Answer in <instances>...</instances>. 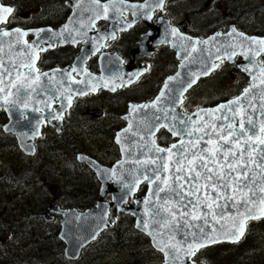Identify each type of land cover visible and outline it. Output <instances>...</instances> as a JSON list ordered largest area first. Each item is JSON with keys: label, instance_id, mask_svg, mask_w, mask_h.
Returning <instances> with one entry per match:
<instances>
[{"label": "flooded vegetation", "instance_id": "af4514ba", "mask_svg": "<svg viewBox=\"0 0 264 264\" xmlns=\"http://www.w3.org/2000/svg\"><path fill=\"white\" fill-rule=\"evenodd\" d=\"M76 2L95 5L91 0H2L3 4L12 6L14 12L9 18L10 24L1 27L20 28L23 31H28L29 35L24 39L29 44L39 45V48L42 49L49 48L39 54L36 64V68L41 74L48 73L47 77L42 75L45 78H54L55 73H63V75L71 73L74 81L84 80L85 77L95 79L101 76L102 58H114L115 56L124 69L125 77L136 79L127 85L124 82L123 87L118 86L115 92L97 89V91H90L86 95H75L63 119H52V116L59 115L61 109L67 108L68 100L59 95L62 92L51 91L52 97L49 98L46 111L38 108L31 111L29 116H22L23 120L30 123L27 130L37 129V125L42 124V128L40 127L41 137L39 138L34 137L33 132L27 131V135L34 139V141H29L30 144L35 145L34 156H28L22 151L18 139L14 135L6 133L5 129L10 119H8L6 111H0V156L10 153L15 155L19 162L16 169L12 167L5 169L2 161L6 159L1 160L0 158L1 247V243L18 242L20 244L22 242L27 249H36L37 246L33 242L35 240L47 237H53V241L58 240V229L62 217L55 214L56 205L63 209L79 210L93 207L90 204L81 207L80 204L70 203L68 200L70 196L61 194L57 190L62 187L54 188L52 184L49 185L48 179H41L39 185L49 189L47 196H50L46 200L42 195L43 191H38L39 185L32 187L29 180L41 177L44 171L51 179L55 174L71 178V175L77 177L84 173L87 177L92 178L91 185H95L99 191L101 183L98 176L87 165L79 162L77 157L85 154L108 167L120 159V150L114 140L116 134L127 127L125 116L129 114L133 106L152 103L160 94L166 81L174 77L179 69L181 61L178 60V53L172 45L166 44L163 40L166 37L174 36L172 29H176L178 35L180 32L186 37L206 39L215 31L229 32L230 27L234 26L232 24L236 23L239 30L251 38H264V25L256 13L253 15L254 20L244 19L248 15H245L242 10L233 13L236 20H231L230 13L223 10H213L214 15L202 10L181 13V4L186 0H165L162 8L158 7V4L152 8L151 18L146 20L137 16L136 7H134L137 6L138 9V5L145 3L146 0H124L122 4L116 0L115 8L119 10L114 11L110 4L111 11L108 12L107 19L94 17L85 20L83 27L76 28V30L74 28L63 30L65 38L55 39L57 36H63L58 35L59 29L68 25ZM251 2L252 0H248V3ZM100 3H109V0H100ZM80 30L83 31L79 33ZM36 33H39V36ZM112 36H115V39ZM166 41L170 42L169 39ZM86 53L88 58L80 60L79 58ZM240 63H246V61L239 56H236L233 61L221 60L218 70L209 77L225 78L229 76V79L233 80L232 87L225 84L224 91L221 89L222 95L218 102H213V98H211L209 102L200 106L190 107L187 105L192 93L201 89L202 85L209 81L208 78H201L198 85L190 91L184 109L191 114L198 108L214 107L239 97L252 81L251 75L239 67ZM258 63L260 67H264V54L258 57ZM76 66L81 67L80 69L84 72L83 78L81 70L79 72L78 70L72 71V69H76ZM23 72H27V69ZM219 92L217 91L215 97L219 95ZM34 133L36 134V132ZM72 140L77 145L73 146L75 149L68 150L69 142ZM178 141V138H173L165 131H161L157 136V142L161 147H169ZM104 143L107 144V147L101 146ZM81 145L86 149L81 148ZM99 145L100 150L95 149ZM64 147L67 148L64 149ZM69 158L72 159V162ZM73 158L75 164H73ZM41 159H43L42 163L38 165L37 163ZM31 165L34 171L30 172L31 176H28L25 183L20 177L25 167ZM36 171L38 172L36 173ZM9 174L15 176L8 179L6 175ZM71 185L72 182L69 181L67 189H70ZM32 194H37V198H40L42 204L35 211L31 206L30 196ZM60 194L59 200L57 197L53 199L52 195ZM139 194H144V191L142 190ZM5 196L10 197L8 201ZM37 198L34 197L33 200L39 201ZM103 201L106 203L112 201L110 192L105 195ZM111 208L113 213L117 210L115 207ZM46 212L51 213L52 223L47 221ZM252 224L251 226L249 224L250 229L253 228L256 233H264L262 230L264 219ZM253 237L254 235L248 234L240 244V247L242 245L247 252V259L243 264H264V249L255 252V247L252 245ZM255 239L256 241L262 239L264 244V234ZM30 243L32 244L30 245ZM228 246L226 244L199 252L195 256L193 264L204 260L206 264H230L231 257ZM125 252L130 255L129 252ZM113 253L117 256L115 251L110 252V254ZM34 254L36 251L28 256V264H36ZM210 255L213 256L210 260L203 257ZM84 258L82 257L80 262Z\"/></svg>", "mask_w": 264, "mask_h": 264}, {"label": "snow or ice", "instance_id": "6c2138e0", "mask_svg": "<svg viewBox=\"0 0 264 264\" xmlns=\"http://www.w3.org/2000/svg\"><path fill=\"white\" fill-rule=\"evenodd\" d=\"M91 2L100 10L95 15L96 19L108 18L110 4L114 11L119 10L115 8L116 0H109V3L104 4H101L100 0H91ZM119 2L122 4L124 0H119ZM157 6L162 8L163 0H159ZM13 12L12 6L0 3V25H9V18L12 17ZM65 30H67V26H65ZM232 32L236 33V29L233 28ZM28 35V31H23L20 28L0 27V53L5 52L3 45L7 44L8 53L5 54L9 56L7 67L3 57H0V85L4 84L2 78L7 76L10 81L9 87L16 89L18 97L19 93L25 89L35 92L36 88L33 85L39 86L41 75L48 76V73L41 74L35 67V62L39 59V52L46 51V49L29 44L24 39ZM36 35L39 36V33ZM58 35H63V33H58ZM172 35H178L176 29H172ZM237 35L243 37V33H237ZM5 37L9 39L5 41ZM112 38L115 39V36ZM243 38L251 40L252 45L261 46L253 53L255 56L264 52V39ZM21 43L26 46L28 61L16 64L9 54L14 45ZM195 43L208 44L209 42L196 41ZM195 50L193 47V51ZM252 51V48L249 47L241 54L247 58L248 53ZM22 54L17 53V55ZM235 54V52L229 54L228 59H231ZM217 59L222 60V57L218 56ZM218 66L213 64L212 68L215 69ZM21 68H26L27 72H21ZM72 71H76V69H72ZM258 71L259 76H252L253 83L244 90L240 97L219 105L215 110L201 109L193 114L197 117L196 120H193L191 116H188L186 120L178 119L176 116H168L167 108L158 109L164 112V119L169 123L156 125L151 130V135L154 137L155 132L159 131L160 127H164L181 139L164 148L157 145L153 138L147 148L148 153H152V155H146L144 161H137V163L155 166L147 169L151 175L142 177L156 186L148 200V203H152L153 199L157 201L153 204L150 219L159 229H169L170 231L197 229V231L184 233L185 236L192 238L190 241H185L184 244L176 241L174 235L167 242L154 238L155 247L166 257V264L169 260L171 264H183L184 258L191 259L199 249L208 244L220 242L215 225L220 224L221 220L232 222L231 228L228 229L231 236H227V233L225 236L232 242H238L244 235L247 221L264 216V67H260ZM13 73H15V80H12ZM68 77L74 80L71 73H68ZM192 83H195V80L191 81L188 87H191ZM107 86L105 83L104 87ZM167 87L168 85L165 84V89ZM257 88L260 90L258 95L250 96L253 89ZM96 90V86L91 88L93 92ZM111 90L115 91L116 87H112ZM184 91H187V88ZM0 93H5L2 97L3 102L9 103L8 97L13 93L5 92L4 87H0ZM80 94L86 95L87 93L81 92ZM164 97L165 92L161 91L151 104L139 107L156 109ZM67 100L70 106L72 96L69 95ZM12 102L15 103V101ZM180 102L182 103V96ZM24 106L27 107L26 102ZM138 110L137 106L132 107L133 112ZM172 110L174 111V109ZM257 112L261 119H254ZM52 119H63V116L56 114L52 116ZM155 119L159 120L160 117H155ZM172 121H177L180 126L177 127L176 123H171ZM161 193L165 195L162 197ZM229 207L236 208V213L226 215L223 210ZM217 209L221 211L218 213ZM154 217H159V220ZM193 221L201 223H193ZM142 227L148 231L149 235H153L147 221L143 223ZM206 228L208 231H205ZM163 235V232L156 231V237ZM181 252L183 256L180 255Z\"/></svg>", "mask_w": 264, "mask_h": 264}, {"label": "water", "instance_id": "95a60500", "mask_svg": "<svg viewBox=\"0 0 264 264\" xmlns=\"http://www.w3.org/2000/svg\"><path fill=\"white\" fill-rule=\"evenodd\" d=\"M158 2L159 0H146L145 3L138 5V9L137 6H134L136 7L135 11L137 13V16L139 18L148 20L150 11L154 6L158 4ZM96 8H92V6L88 4L76 2L75 6L73 7V12L68 25L70 27L72 26L74 29L75 27H83L85 20H88L89 17L91 18V15L95 16L96 13L100 11L98 8ZM109 11H111L110 8ZM227 36H222L221 33L216 34L205 40L209 42L208 44H196L195 42L200 40L190 39L183 35L175 37L172 42L173 44L171 43V41H166L168 39L172 40L170 37H168V39H163L165 40L164 42L166 44L172 45L173 49L178 52V57L182 60V65L179 66V71L174 76L175 79H168L166 81L165 84L168 85L167 89H165L164 85L163 89L161 90L165 92V97L162 99L161 104L158 105L156 109L140 108L139 106H137L139 110L136 112H133L131 107L129 114L125 116V120L127 121L128 125L125 129L121 130L117 134L115 139V143L120 148L121 160L117 162L112 168L103 167L95 161H89V159L81 160L83 163L89 165L90 168L97 173L99 180L103 183L101 192L102 196H104L107 192L106 183L110 180L115 181L113 188H120L121 190L113 195V206L118 208L119 213L123 211L124 213L130 215L135 219L136 230L146 235L150 239L151 245L154 250L162 254V264H166V257L163 252L159 251V249L155 247V239H163L167 242L171 239L172 235H174L176 241L184 244L185 241H190L192 239L190 236H185L184 233L197 231V229H183V231L177 229L175 231H170L169 229H159L158 226L152 222V219H150L151 210L153 209V204L157 203V201L153 199L152 203H148V200L150 193L155 190L156 186L150 184L147 180L142 179V177L143 175H151V173L148 172L147 169L154 168L155 166L137 163V161H144L146 155H152V153H148L147 151V148L150 146L149 142L151 139L154 138L157 144L156 135L159 131H156L153 137L151 135V130L155 128L156 125L169 123L168 120L164 119V112L159 111L158 109L167 108L168 116H176L178 119L186 120L188 116H191L193 120L197 119V117L193 114L185 115L180 110V107L184 102V96L192 87H194L198 83L200 77L207 75L209 76L218 68H212L213 64L219 65L220 60L217 59L218 56L224 59L228 58L229 54L235 52L236 54L241 55L245 58V56L241 53L245 52L249 47H251L253 50L252 53H248L249 57L245 58L247 60V63H242L240 65L244 66L245 69H249L248 71L250 75L259 76L258 70L260 67L258 65L259 63H257V59L264 52H261L259 56H255L253 53L261 46L252 45L251 40L245 41L243 40V37L237 35V33L231 32ZM62 37L65 38V34H63ZM213 37H215V39H213ZM63 38L57 36L55 39ZM4 39L5 41H7L9 38L5 37ZM241 45H243V47H241ZM3 46L5 52L0 53V57H3L5 66L7 67L9 64V56L5 53H8V48L7 44H4ZM193 47H195V51H193ZM18 48L25 49L26 46L22 44L14 45V54L18 52ZM23 53L25 59L28 60L27 49H25ZM236 54L232 56L231 59H234ZM9 55H11V53ZM11 56L13 58V62H15V56ZM19 58H21V56H19ZM85 58H88L87 53L82 55L79 59L83 60ZM100 66L101 76L95 79H88L84 76L85 79L81 80L83 81V83H80V81L71 80L69 79L68 75H63V73H55L54 78L51 79L45 78L41 75L39 86L33 85V87L36 88V91L32 92L30 89L22 90L19 93V97L17 96L16 89L9 87V78L7 76L3 77L2 79L4 80V84L0 85V87H4L5 92L11 91L13 93V95L8 97L10 102L7 104H5L2 99L5 93H0V110L6 111L10 119V123L5 129L6 133L12 134L18 139L22 151H24L28 156H34L36 152L35 145L29 143L30 140L34 141V139L27 135V131H31L27 130L30 126V123L22 119L23 115L29 116L30 112L22 108L19 109L21 105H24L26 102L27 105L31 104L36 109L41 108L43 111H46V108H48L49 98L52 97L50 88L55 89L56 92L59 91L57 93L62 92L59 95L64 96L65 98H67L69 95L73 98L75 95H81V92L90 93L93 86H96V89L98 90L115 92L116 90H111L112 87H116L117 89L118 86L123 87L124 82H126L125 84L127 85L133 83L136 79H128L125 77L126 75L124 69L121 66L119 59L115 56L114 58L103 57ZM80 68L76 66V69ZM80 70L83 78L84 72L82 71V69ZM202 72L204 73L200 74ZM12 80H15L14 73L12 76ZM193 80H195V83H192V86L188 87V84ZM119 82L121 83L118 85ZM105 83H107V87H104ZM252 83L253 80L251 84ZM251 84L249 85V87L251 86ZM185 88H187V91H184ZM43 89L45 90V92H43ZM259 91L260 90L258 88L253 89V92L249 95H258ZM181 96L182 103L180 102ZM12 101H15V103H13ZM173 101H175V103H173ZM258 106L259 105L257 103V107ZM216 108L217 107L206 110H215ZM36 109H32L30 111H34ZM172 109H174V111ZM68 110L69 106L67 108L61 109L59 115L64 116L65 112ZM199 111L200 110L196 111L195 113ZM155 117H160V119L156 120ZM205 119H208V117H205ZM254 119H261L259 112L256 113ZM171 123H176L177 127L180 126L177 121H172ZM37 127V129H34L31 132H33L34 137L37 136V138H39L41 137L42 124H38ZM163 128L164 127H160L159 130ZM129 129L131 130L129 131ZM164 129L167 130V128ZM34 132H36V134ZM172 136L173 138H178L179 140L181 139V137L179 136H175L173 134ZM118 140L119 142H117ZM144 183L148 185V192L145 197L143 199H137L134 205H130L129 209L123 210V204L128 202L130 199H134V196L139 191L141 185H143ZM132 185H135V187H132ZM160 195L163 197L165 194L161 193ZM221 203H223V201H221ZM59 209L60 207L56 206V212L63 215V219L61 220L62 231L60 234V239L65 244V256L70 261L79 260L82 251L87 246L95 242L100 234L108 230L114 224L113 221L109 220V206L106 204H101V202L98 204V207L96 209L80 214L74 211H65L61 209V211H59ZM240 210L242 211L243 209L241 208ZM220 211V209H217L218 213ZM223 211L226 215H229L235 214L237 209L229 207L224 209ZM49 214L50 212L45 213V215L48 216L47 220L53 221V218H50ZM262 218H264V216H261V218L259 219ZM154 219L159 220V217H154ZM259 219H250L247 221V224ZM145 221L149 223L150 230L153 231V235H149L148 231L143 229L142 225ZM193 223L201 222L193 221ZM231 224L232 222L230 220H221L220 224L215 225L217 230L216 234L220 236V242L208 244L206 247L199 249L196 254L201 250L213 247L214 245H235L240 243L246 233L247 225L244 235L240 238V240L238 242H232L231 239L226 238L225 236L226 233L227 236H231V232L228 231V229L231 228ZM138 225L140 226L138 227ZM221 225H223V227H221ZM156 231H161L164 233V235L162 237H156ZM205 231H208V229L206 228ZM180 255L183 256V253L181 252ZM194 257H191V259L184 258L183 264H192ZM168 264H171L170 260L168 261Z\"/></svg>", "mask_w": 264, "mask_h": 264}, {"label": "rangeland", "instance_id": "374dc122", "mask_svg": "<svg viewBox=\"0 0 264 264\" xmlns=\"http://www.w3.org/2000/svg\"><path fill=\"white\" fill-rule=\"evenodd\" d=\"M241 1V4H243L244 2H246L247 0H239ZM254 2L258 1L259 5L258 6H254L253 8H257L259 7V9L254 10L252 8V6L250 4H245L242 9V11L245 13V15L247 14V20H254L253 15L256 13L257 16H259L261 18V23L262 25H264V0H253ZM229 4L232 5V7H229ZM237 8V4L234 0H221L220 2H217L216 0L213 1H208V0H186L185 3L181 4V13H184L185 11H188L189 13L192 11H200L202 10L203 12H210L213 13V10H223V11H228L229 13H232L235 11V9ZM214 15V13H213ZM183 17V16H182ZM185 18V17H183ZM247 26V24H246ZM209 81H207L206 83H204L202 85L201 89L196 90L195 92L192 93L188 104L190 107H194V106H200L206 102H209L211 100V98H213L214 100H217L219 98H221V92L224 91V85H228L229 87L233 86V80L232 78L229 79L228 77L225 78H208ZM222 89V91H221ZM217 91L219 92V95L217 97H215V94H217ZM73 139V138H72ZM77 145L73 140L69 142L68 145V150H73L75 149V146ZM81 148L86 149L83 145H81ZM104 147H107V144L104 143L103 145ZM97 149H100V145L97 146ZM67 147H64V149H66ZM113 149V148H112ZM3 151V150H2ZM4 152V151H3ZM10 156H9V155ZM1 160L3 158H5L6 160L2 161L5 169H7V167H12V168H17L19 165L18 159L15 158V155H12L10 153H7L5 155H1L0 156ZM15 160V161H14ZM41 159L37 164L40 165L42 163ZM69 160L72 159L69 158ZM73 164H75V160L73 158ZM31 166L29 167H25L24 171L22 172V180L23 182L26 183V180L28 178V176L30 177L31 175V171L33 172L34 169L31 168ZM44 167V166H42ZM28 169V170H27ZM40 171V170H39ZM38 171H36L37 173ZM71 174V173H70ZM41 179H48L49 181V185L52 184L54 186V188H58V187H62V188H58L57 190L61 193V194H67V196H71V195H80V196H87L91 190L93 189V185H91V178L87 177L86 174H80L77 177H73V175H71V178H67L66 176L62 177L58 174H55L53 179L50 178V176L47 175V173L42 172L41 177H37L36 179H30V186H35V185H39ZM37 181V184H36ZM69 181L72 182V185L70 186V189H67L68 185H69ZM49 189L41 187L40 185L38 186V191L41 192L43 191L42 195L44 197V199L47 200V198L50 196H47V191ZM63 191V192H62ZM5 194V193H4ZM60 195H52L53 199L57 197V199H60L61 197ZM36 197L37 198V194H32L30 196L31 198V206L33 208V210H37L40 208L41 201L40 198H37L39 201H35L33 200V198ZM8 196H5V199L8 201ZM53 201V200H52ZM79 203V202H77ZM80 205L86 206L87 204H85L84 202H80ZM28 209V208H27ZM25 212V211H22ZM41 229V228H40ZM259 232H255L254 236L258 235ZM257 237V236H256ZM44 239V238H43ZM46 245H42L41 249H42V253L39 258L40 261L46 262V260L48 262H50V264H63L61 260H57L56 258L54 259V261H52V259L54 258L55 254L54 252L50 251L48 248H52L53 247V237H47L44 239ZM55 245V243H54ZM58 250H60V248H58ZM110 255V254H109ZM87 256L82 260L81 264H134V258L133 257H129V255L126 252H118L117 256H115V258H112L111 260L107 261V256L106 253L103 254L102 256H98L96 257V259H89L87 261ZM91 258V257H89ZM34 259H38V256L36 254H34ZM130 259V262H129Z\"/></svg>", "mask_w": 264, "mask_h": 264}, {"label": "trees", "instance_id": "16d2710c", "mask_svg": "<svg viewBox=\"0 0 264 264\" xmlns=\"http://www.w3.org/2000/svg\"><path fill=\"white\" fill-rule=\"evenodd\" d=\"M247 3L248 1H246L244 5ZM253 4L254 6H258L259 2L256 1L252 3L251 6H253ZM242 9H243L242 6L239 7V11ZM253 9L257 10L259 9V7ZM258 20L260 21V18ZM14 176L15 175L12 174L6 175L8 179ZM72 196L76 198L79 197L82 200H86L89 204H94L95 203L94 200L97 199L98 197V191L96 186L94 185L93 189L87 196H80V195H72ZM263 228L264 226L262 227V230H264ZM257 229H261V228H257ZM254 234H255V230L253 228L250 229L249 235H254ZM33 242L37 246L36 249H27L25 246H23L24 244L22 242L20 244H18V242L1 243L2 245V247L0 246L1 264H24L25 262L26 264H28L29 262L28 256L35 251H36V255L38 256V259H36V264H48L47 261L46 262L40 261L39 258L40 256H42L41 253L43 252L41 246L46 245L45 241L38 239ZM31 244L32 243H30V245ZM240 244L236 245L237 247L228 246L231 257L230 261H233L232 264H243L245 259H247L246 258L247 252L244 250L242 245L240 247ZM62 245L63 244L61 242L55 241L53 242V247L48 249L54 252L55 256H59L62 258L63 257ZM92 247L94 248V250L97 249L98 251L101 252L94 251ZM92 247H90L89 250L90 252H92L93 250L95 254H102L108 252V254L106 255L108 259L111 258V256L109 255L110 252L127 251L130 253V258L131 257L134 258L133 261L134 264H161L163 261L162 257L156 252H154L153 249L151 248L149 239L135 230L134 220L126 215H122L118 217L116 221V226L105 236H102V238L97 243L92 245ZM58 248H60V250H58ZM237 251H241V252L238 253ZM203 257L210 260V258H212L213 256L210 255L209 257L207 256H203Z\"/></svg>", "mask_w": 264, "mask_h": 264}, {"label": "bare ground", "instance_id": "6f19581e", "mask_svg": "<svg viewBox=\"0 0 264 264\" xmlns=\"http://www.w3.org/2000/svg\"><path fill=\"white\" fill-rule=\"evenodd\" d=\"M28 170V169H27ZM9 253V252H8Z\"/></svg>", "mask_w": 264, "mask_h": 264}]
</instances>
